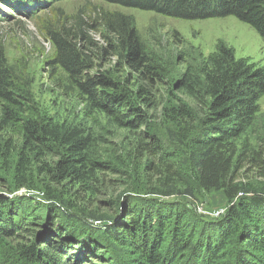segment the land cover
Masks as SVG:
<instances>
[{
	"label": "trees",
	"instance_id": "obj_1",
	"mask_svg": "<svg viewBox=\"0 0 264 264\" xmlns=\"http://www.w3.org/2000/svg\"><path fill=\"white\" fill-rule=\"evenodd\" d=\"M53 1L0 4L36 19ZM104 1L233 15L264 41V0ZM95 14L43 26L48 64L84 104L72 117L40 108L25 66L0 46V264H264V141L237 145L255 123L264 65L218 41L179 72L182 56L149 48L132 17ZM201 192L223 214L191 209Z\"/></svg>",
	"mask_w": 264,
	"mask_h": 264
},
{
	"label": "rangeland",
	"instance_id": "obj_2",
	"mask_svg": "<svg viewBox=\"0 0 264 264\" xmlns=\"http://www.w3.org/2000/svg\"><path fill=\"white\" fill-rule=\"evenodd\" d=\"M53 8V9H51ZM93 14L100 11L119 13L132 17L141 40L149 47L167 57L177 58L180 54L183 61L178 71L182 72L186 63L198 59L199 54L208 56L218 41H223L234 49L235 57H244L249 62L264 65V41L256 30L236 16L209 17L202 19H182L163 15L151 10L122 6L104 0H55L46 9L36 12V19L26 18L12 11L10 7L0 4V46L7 61L17 66H25L32 79L31 91L35 102L43 110H48L58 117H72L80 114L83 103L78 97L66 91V82L59 70L55 72L48 64L53 49L46 38L44 24L65 15L78 12ZM101 44L104 40L99 37ZM112 58L104 56L98 62L109 65ZM258 112L253 127L237 139V145L248 140L253 147L264 141V93L257 101ZM96 125H103V119L96 115ZM241 172H239L240 174ZM248 176H251L249 174ZM248 176H241L247 181ZM2 189V188H0ZM23 191H18L20 194ZM199 201L188 199L189 207L208 217H216L225 211V206H213L209 197L202 193ZM94 227H100L99 221L87 220ZM11 243L10 241H6ZM137 257L127 258V264H135ZM87 264H103L97 260Z\"/></svg>",
	"mask_w": 264,
	"mask_h": 264
}]
</instances>
